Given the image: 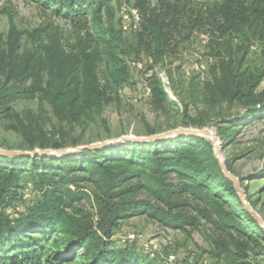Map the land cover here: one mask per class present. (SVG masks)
Instances as JSON below:
<instances>
[{"label": "trees", "instance_id": "16d2710c", "mask_svg": "<svg viewBox=\"0 0 264 264\" xmlns=\"http://www.w3.org/2000/svg\"><path fill=\"white\" fill-rule=\"evenodd\" d=\"M35 1L72 29L64 36L58 27L40 26L28 33V46L24 31L11 23L0 37V120L10 118L24 149L79 145L64 124L96 122L131 83L130 59L150 70L153 110L174 106L185 126L213 121L220 138L229 140L243 117L264 116V88L258 90L264 65L247 61L258 42L264 54V0ZM123 4L139 12L137 28L122 29ZM200 35L211 59L208 71L204 78H183L174 60ZM160 71L181 106L170 98ZM18 98H37V111L15 110ZM44 102L57 130L47 125ZM136 214L173 228L205 220L217 230L211 259L264 264V228L242 203L207 136L181 133L63 155L0 154V264H162L157 251L115 237ZM204 259L185 256L179 264Z\"/></svg>", "mask_w": 264, "mask_h": 264}, {"label": "rangeland", "instance_id": "374dc122", "mask_svg": "<svg viewBox=\"0 0 264 264\" xmlns=\"http://www.w3.org/2000/svg\"><path fill=\"white\" fill-rule=\"evenodd\" d=\"M120 15V9L118 10ZM11 23L23 30V39L26 45L29 42L28 33L43 26L48 31L58 27L64 36L71 31L70 23L61 16L53 13L35 0H0V37L5 39ZM203 35L195 37L192 43L186 45L173 64H181L183 78L198 75L206 76L211 59L206 54L202 44ZM263 44L258 42L251 46L247 58L253 66L264 65ZM132 74L131 83L126 84L103 110L96 122L88 124H64L63 131L69 136L79 139V145L118 138L123 135L141 136L150 135L148 127L159 133L178 127H189L182 124L180 114L174 106L168 107L167 112L154 111L149 102V92L146 85V76L150 73L143 62L129 60ZM164 84L172 100L181 106L179 95L171 87V82L163 71H160ZM174 80L180 88L181 82L177 73ZM186 80V79H185ZM186 83V81H185ZM264 88V80L258 90ZM189 100V99H188ZM37 98H18L12 101V106L20 113L27 114L37 111ZM195 104L190 103L189 112L194 113ZM198 106L202 107L198 102ZM45 117L49 128H57V119L50 106L43 103ZM246 120L241 126H236L234 135L229 140H222L217 132L215 123L209 121L203 127L208 128L218 137V156L224 166L233 174L244 190L242 203L247 201L257 212L264 225V116L243 117ZM201 127V128H203ZM57 130V129H56ZM71 145H66L69 147ZM0 147L6 149H24L21 135L11 127L10 118L0 120ZM230 169L227 167V162ZM143 196V195H141ZM28 197V194H26ZM260 223V222H259ZM217 234L213 225L202 220L196 227L186 225L185 228L167 227L159 224L145 214H136L129 217L115 234L116 238H128L136 243L137 247L149 245L150 241L156 245L157 260L162 264H179L185 256L192 258H206L210 264H218L210 258L208 250L211 239ZM174 255L170 261L167 257ZM264 261V259H263Z\"/></svg>", "mask_w": 264, "mask_h": 264}, {"label": "water", "instance_id": "95a60500", "mask_svg": "<svg viewBox=\"0 0 264 264\" xmlns=\"http://www.w3.org/2000/svg\"><path fill=\"white\" fill-rule=\"evenodd\" d=\"M181 133L199 134V135H203V136H207V137L211 138L214 142L215 152L218 155V151H217L218 137L206 127H203V128L178 127V128L162 131L159 133H154V134H150V135H141V136L123 135V136H120L118 138L105 139L102 141L92 142V143H88V144H84V145L69 146V147H63V148H50V147L38 148L37 147V148L31 149V150H27V149L22 150V149H6V148L0 147V154H7V155L25 154V155H32V156H34V155H46V156H48V155H63V154H67L70 152L77 151V150H81L83 148L101 147V146H106V145L121 142V141H129V140H132V141H151V140H156V139H160V138H164V137L175 136V135L181 134ZM219 159H220V164H221L225 174L234 183L235 189L238 192L239 196L241 198H244V196H245L244 190L240 187V185L237 181V178L233 174H231L230 171L224 166L220 157H219ZM243 201H244V205L248 208V210L251 212V214L260 222L261 226H263V228H264L263 221L260 219L257 212L254 211L253 209H251V207L247 201H245L244 199H243Z\"/></svg>", "mask_w": 264, "mask_h": 264}, {"label": "built area", "instance_id": "2783aa9c", "mask_svg": "<svg viewBox=\"0 0 264 264\" xmlns=\"http://www.w3.org/2000/svg\"><path fill=\"white\" fill-rule=\"evenodd\" d=\"M120 14L122 16V29L125 31H128L130 29L137 28L138 23H139V12L137 11L136 8L132 7L131 5L128 4H123L120 10ZM150 243L148 246L144 245V248L149 251H156L157 247L153 243V241L148 242ZM168 259L172 261L174 259V255H169ZM202 264H210L208 262V259H204L202 261Z\"/></svg>", "mask_w": 264, "mask_h": 264}]
</instances>
